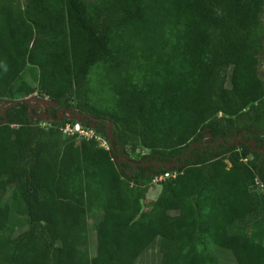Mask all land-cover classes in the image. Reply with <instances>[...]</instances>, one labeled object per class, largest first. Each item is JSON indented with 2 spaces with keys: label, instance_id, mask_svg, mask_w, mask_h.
<instances>
[{
  "label": "trees",
  "instance_id": "obj_1",
  "mask_svg": "<svg viewBox=\"0 0 264 264\" xmlns=\"http://www.w3.org/2000/svg\"><path fill=\"white\" fill-rule=\"evenodd\" d=\"M261 2L0 3V100L34 91L20 81L33 66L37 90L58 109L96 119L80 121L107 142V122L112 132L109 150L80 136L76 145L77 134L60 131L74 118L53 113L42 128L21 98L2 110L0 264H135L151 248L159 264H220L225 252L234 264H264V242L232 230L260 223L264 237V194L251 188L255 179L264 188ZM95 65L111 107L93 103ZM139 147L147 152L133 160L128 151ZM117 151L127 161L116 162ZM176 157L170 168L130 164ZM166 171L177 174L145 208L153 178Z\"/></svg>",
  "mask_w": 264,
  "mask_h": 264
},
{
  "label": "rangeland",
  "instance_id": "obj_2",
  "mask_svg": "<svg viewBox=\"0 0 264 264\" xmlns=\"http://www.w3.org/2000/svg\"><path fill=\"white\" fill-rule=\"evenodd\" d=\"M0 3L3 4H11L15 9L18 10H22L24 4H25V0H0ZM259 19L260 21L263 23L264 25V0H262L261 2V8H260V13H259ZM256 73L258 75V77L263 81L264 83V54L260 55L259 58V63L257 65L256 68ZM101 74V66L100 65H95L94 67H92V69L90 70L88 79L90 81V85L92 88V99H93V103L94 105L98 108H103V107H111L112 106V101H113V94L108 92V90L106 91L105 89H97L96 85V80H98V77ZM20 81H25L27 82L31 87L34 88V91L29 94H18L16 92H13V95L8 98V99H3L0 100V113L1 110L3 109L4 106L9 105L14 99H18L21 98L23 100L25 99H30L33 102L37 101V100H44L45 102L48 103H53L46 95L42 94L41 92H39L37 90V83H38V70L36 67L33 66H28L22 76ZM15 83L14 85V90L17 89L19 82ZM105 81V80H104ZM109 82V79H106L105 83ZM39 122V120L37 121ZM74 123H79L81 124V121L78 120H74V122H71L70 124L73 125ZM77 134V133H75ZM77 139H76V145H78L79 143V135L77 134ZM185 149H181L180 154L178 156L183 155V151ZM147 150L142 149L141 147H139L136 151L130 152L128 151V154L130 156V158H132L133 160H138V158L146 153ZM177 158V157H176ZM226 164L228 167H230V164L226 161ZM173 173V171H171ZM166 181V180H165ZM163 182V181H162ZM251 188H253L255 191L260 192L262 194V189L261 187L257 184V180L255 179L254 182L251 184ZM160 192V183L159 184H155V183H151L149 186V190L148 193L146 195V199L144 201V206L145 208L149 207L152 202H154V200L157 198L158 194ZM95 222V218L88 216L87 218V224H88V248H89V255L90 257L94 256L95 251H96V247H97V240H96V233L93 231L92 226ZM232 230L234 232H238L241 233L244 236L247 237H252L258 241H263L264 242V237H263V225L259 224H250L246 227H242L240 225H235L232 227ZM221 256V255H220ZM161 260V254L159 252V250L157 248H151L150 250H148L146 253L141 254L137 259L135 264H159ZM226 261H229L227 259H223L222 257H220V264H226ZM231 262V261H230ZM227 264H233L231 263H227Z\"/></svg>",
  "mask_w": 264,
  "mask_h": 264
},
{
  "label": "built area",
  "instance_id": "obj_3",
  "mask_svg": "<svg viewBox=\"0 0 264 264\" xmlns=\"http://www.w3.org/2000/svg\"><path fill=\"white\" fill-rule=\"evenodd\" d=\"M29 113L32 115L33 119L36 122L39 120V122L37 123L42 128H48L51 126V121L53 120L52 119L53 113H55L56 121H59L61 119H73V118L75 120H78L74 115L80 114L78 110L70 111V110L58 109L56 104H53L51 102L50 103L45 102L42 99L34 102L32 101V105H31V109L29 110ZM95 127H97L95 123H91L89 127H83L82 124L79 123H74L73 125H71L70 123H66L64 127L60 128V131L65 136H71L77 133L80 137L84 139H94L98 143L99 147L105 150H109L110 143L107 142L101 135L95 132ZM250 144L252 145V143ZM115 161L118 163L125 162L127 161V157L125 156V154L121 153L120 151H117L115 152ZM176 174H177L176 171H173V173L171 171H166L165 173L154 177L152 183L159 184L162 181L173 179L176 176ZM257 184L261 187L262 193L264 194L263 186L258 181Z\"/></svg>",
  "mask_w": 264,
  "mask_h": 264
},
{
  "label": "water",
  "instance_id": "obj_4",
  "mask_svg": "<svg viewBox=\"0 0 264 264\" xmlns=\"http://www.w3.org/2000/svg\"><path fill=\"white\" fill-rule=\"evenodd\" d=\"M25 101V103L28 105V109L30 110L31 109V105H32V100H30V99H25L24 100ZM9 105H13V104H9ZM8 106V105H7ZM7 106H4L3 107V109H5ZM75 117H76V119H78V120H82V119H86V118H88L89 120H91V121H96L97 122V120L96 119H93V118H91V117H89V115L88 114H86V113H80V114H78V115H74ZM111 123L110 122H107L106 123V129H107V135H108V140H109V143L111 144L112 143V132H111ZM240 141V139H237V138H235V139H233V142L234 143H237V142H239ZM203 144V143H202ZM199 144H195V145H191L189 148H187L184 152H186V151H188V150H190V149H192V148H194V147H196V146H198ZM252 145H254L253 143H252ZM262 151V150H261ZM183 152V153H184ZM176 160H177V158H174V160L171 162V163H166V162H156V161H153V162H147V163H138V162H130V164L131 165H133V166H142V167H144V166H148V165H153L154 166V168H157V166L158 165H161V166H165L166 168H170V167H172L175 163H176Z\"/></svg>",
  "mask_w": 264,
  "mask_h": 264
},
{
  "label": "crops",
  "instance_id": "obj_5",
  "mask_svg": "<svg viewBox=\"0 0 264 264\" xmlns=\"http://www.w3.org/2000/svg\"><path fill=\"white\" fill-rule=\"evenodd\" d=\"M225 257H226V258H225ZM224 258L227 259V260H229V261H230V260L232 261L231 257H230L229 254H227L226 252H225ZM233 264H234V262H233Z\"/></svg>",
  "mask_w": 264,
  "mask_h": 264
},
{
  "label": "flooded vegetation",
  "instance_id": "obj_6",
  "mask_svg": "<svg viewBox=\"0 0 264 264\" xmlns=\"http://www.w3.org/2000/svg\"><path fill=\"white\" fill-rule=\"evenodd\" d=\"M184 151H185V150H184ZM184 151H183V152H184ZM184 153H185V152H184Z\"/></svg>",
  "mask_w": 264,
  "mask_h": 264
}]
</instances>
